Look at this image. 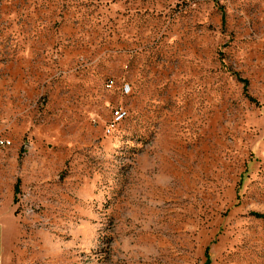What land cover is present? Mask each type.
Masks as SVG:
<instances>
[{"label": "rangeland", "instance_id": "obj_1", "mask_svg": "<svg viewBox=\"0 0 264 264\" xmlns=\"http://www.w3.org/2000/svg\"><path fill=\"white\" fill-rule=\"evenodd\" d=\"M1 139L3 264H264V0H0Z\"/></svg>", "mask_w": 264, "mask_h": 264}, {"label": "crops", "instance_id": "obj_2", "mask_svg": "<svg viewBox=\"0 0 264 264\" xmlns=\"http://www.w3.org/2000/svg\"><path fill=\"white\" fill-rule=\"evenodd\" d=\"M14 206V191H0V264H3V250L6 238L12 233L17 221Z\"/></svg>", "mask_w": 264, "mask_h": 264}, {"label": "built area", "instance_id": "obj_3", "mask_svg": "<svg viewBox=\"0 0 264 264\" xmlns=\"http://www.w3.org/2000/svg\"><path fill=\"white\" fill-rule=\"evenodd\" d=\"M125 90H126L127 92L129 91L128 88L125 89ZM126 115H127V111H126L124 108H122V107H120V108H116V109L113 111V123L107 128V131H108V132H111L112 127H113L115 124L121 122V121L126 117ZM7 144H10V141L3 140V139L0 140V147H2V146H6Z\"/></svg>", "mask_w": 264, "mask_h": 264}, {"label": "trees", "instance_id": "obj_4", "mask_svg": "<svg viewBox=\"0 0 264 264\" xmlns=\"http://www.w3.org/2000/svg\"><path fill=\"white\" fill-rule=\"evenodd\" d=\"M223 17H224V15H223ZM241 79V78H240ZM245 84H247V79H241ZM17 189H18V187L16 186L15 187V191H17ZM253 215H255L256 217H260V218H264V213H260V212H253ZM206 252H207V254H206V256H207V259H206V261H205V264H210V258H209V254H208V248H207V250H206Z\"/></svg>", "mask_w": 264, "mask_h": 264}]
</instances>
